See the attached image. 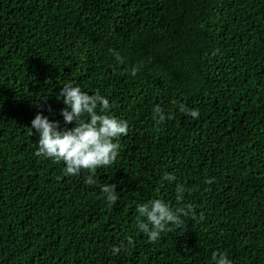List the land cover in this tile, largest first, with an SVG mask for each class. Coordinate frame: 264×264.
<instances>
[{
  "label": "trees",
  "instance_id": "obj_1",
  "mask_svg": "<svg viewBox=\"0 0 264 264\" xmlns=\"http://www.w3.org/2000/svg\"><path fill=\"white\" fill-rule=\"evenodd\" d=\"M69 82L130 126L95 185L36 157L28 134L37 114L65 127ZM152 199L195 217L150 243L136 206ZM215 252L264 264V0H0V264H215Z\"/></svg>",
  "mask_w": 264,
  "mask_h": 264
},
{
  "label": "clouds",
  "instance_id": "obj_2",
  "mask_svg": "<svg viewBox=\"0 0 264 264\" xmlns=\"http://www.w3.org/2000/svg\"><path fill=\"white\" fill-rule=\"evenodd\" d=\"M116 59L123 62L119 53H116ZM137 71L138 69L134 68L131 74L135 76ZM58 96L65 105L61 109L65 127L62 128L59 121H50L48 117L37 114L31 121V127L27 128L30 136L38 135V149L34 155L50 159L54 163H63L64 174L68 176H78L81 171H88L91 174L87 177L86 183L95 185L97 181L93 177L96 170L110 167L120 155V138L128 135L129 123L110 114L111 105L104 96L99 93L89 94L71 82L61 87ZM186 111L194 119L199 118L198 109ZM154 114L159 117L157 123L164 122L166 117L159 106L154 108ZM67 125L73 126L69 128ZM163 179L171 183L176 177L165 172ZM184 191L183 185H177L178 204L183 201ZM101 192L109 206H114L119 199L116 185L103 184ZM136 211L137 226L148 236L150 243H156L161 233L172 231V226L176 230H183L185 224L182 217L190 214L195 217L191 204L173 208L162 199L137 204ZM131 243L133 241L129 238V244ZM114 251L118 252L119 249ZM212 260L215 264H232L226 252L213 253Z\"/></svg>",
  "mask_w": 264,
  "mask_h": 264
}]
</instances>
